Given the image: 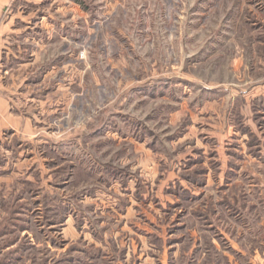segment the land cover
<instances>
[{
	"label": "rangeland",
	"instance_id": "obj_1",
	"mask_svg": "<svg viewBox=\"0 0 264 264\" xmlns=\"http://www.w3.org/2000/svg\"><path fill=\"white\" fill-rule=\"evenodd\" d=\"M38 1L0 264H264V0Z\"/></svg>",
	"mask_w": 264,
	"mask_h": 264
},
{
	"label": "crops",
	"instance_id": "obj_2",
	"mask_svg": "<svg viewBox=\"0 0 264 264\" xmlns=\"http://www.w3.org/2000/svg\"><path fill=\"white\" fill-rule=\"evenodd\" d=\"M64 6L75 10L77 18H82L83 4L80 1L65 2ZM41 9L43 7L38 0H0V93L9 90H12L13 94L16 92L17 82L13 77L23 66L20 63L14 64L15 43L33 40L31 35L37 24L51 25V15ZM48 33L49 31H46V34ZM6 100L0 95V131L10 128L15 132L14 129L21 128L20 131L27 136L34 135L32 121L35 118L30 116L27 110L24 111L25 115L12 114L10 109L14 101L10 103Z\"/></svg>",
	"mask_w": 264,
	"mask_h": 264
}]
</instances>
